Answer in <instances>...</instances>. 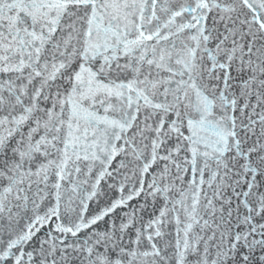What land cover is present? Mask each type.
<instances>
[{"label": "snow or ice", "instance_id": "1", "mask_svg": "<svg viewBox=\"0 0 264 264\" xmlns=\"http://www.w3.org/2000/svg\"><path fill=\"white\" fill-rule=\"evenodd\" d=\"M0 264H264V0H0Z\"/></svg>", "mask_w": 264, "mask_h": 264}]
</instances>
